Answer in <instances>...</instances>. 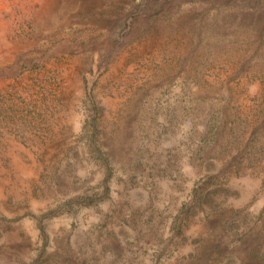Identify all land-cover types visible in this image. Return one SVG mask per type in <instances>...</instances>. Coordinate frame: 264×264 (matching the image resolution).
I'll return each mask as SVG.
<instances>
[{
    "label": "rangeland",
    "instance_id": "rangeland-1",
    "mask_svg": "<svg viewBox=\"0 0 264 264\" xmlns=\"http://www.w3.org/2000/svg\"><path fill=\"white\" fill-rule=\"evenodd\" d=\"M0 264H264V0H0Z\"/></svg>",
    "mask_w": 264,
    "mask_h": 264
},
{
    "label": "bare ground",
    "instance_id": "bare-ground-1",
    "mask_svg": "<svg viewBox=\"0 0 264 264\" xmlns=\"http://www.w3.org/2000/svg\"><path fill=\"white\" fill-rule=\"evenodd\" d=\"M19 247V246H18Z\"/></svg>",
    "mask_w": 264,
    "mask_h": 264
}]
</instances>
